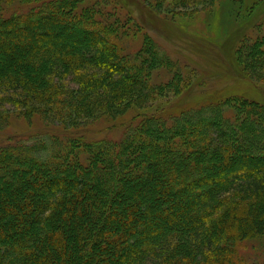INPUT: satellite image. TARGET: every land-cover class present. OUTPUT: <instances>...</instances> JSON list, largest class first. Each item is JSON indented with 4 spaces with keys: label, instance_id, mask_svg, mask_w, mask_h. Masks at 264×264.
Masks as SVG:
<instances>
[{
    "label": "trees",
    "instance_id": "trees-1",
    "mask_svg": "<svg viewBox=\"0 0 264 264\" xmlns=\"http://www.w3.org/2000/svg\"><path fill=\"white\" fill-rule=\"evenodd\" d=\"M87 1L0 0V131L59 129L0 141V264H264V32L218 46L198 18L220 0H132L202 63L191 78ZM125 117L117 141L77 132Z\"/></svg>",
    "mask_w": 264,
    "mask_h": 264
},
{
    "label": "rangeland",
    "instance_id": "rangeland-1",
    "mask_svg": "<svg viewBox=\"0 0 264 264\" xmlns=\"http://www.w3.org/2000/svg\"><path fill=\"white\" fill-rule=\"evenodd\" d=\"M137 1V0H136ZM119 3V4H118ZM87 4L98 5L101 9L105 11H116L115 13L118 15H130L134 20H136L138 23H140L143 27L145 32L163 49H165L167 52L174 53L175 51H181L184 55L187 54L188 59L184 63V67L189 69H194L193 67H202V63L199 64L197 59H195V56L191 53H187V51L182 48L183 41L180 40H172L168 38L163 29L164 26L168 29H172L171 25H165V23L161 22L163 21V17H150V15L147 14V10L144 9L141 4H138V2H133L132 0L123 1V0H88L84 6H87ZM254 4H260L257 7H255V12L259 14V16L255 17V20L251 18L250 16L253 15L250 12V9ZM11 10V9H10ZM255 14V13H254ZM199 21L202 25V36H205L209 40H212L215 44L218 46H221L223 44H228L229 42V36H231L233 31L238 30L239 28H242L243 26L248 29L247 36L251 39L255 38L258 33L264 32V2L261 3L259 0H242L241 2H236L235 0H220L215 4V7L213 8V11H210L208 13L200 14ZM258 19V20H257ZM204 22V24H203ZM201 27V26H200ZM180 30H182L180 28ZM195 30V27L191 26L188 31L189 33ZM172 34L173 29H172ZM193 33H190L192 35ZM178 35V34H177ZM207 40V39H206ZM182 43V44H181ZM131 46L133 44L129 43ZM200 45V44H199ZM182 46V47H181ZM185 51H184V50ZM3 57H6V52H4ZM189 61V62H188ZM197 71V70H196ZM183 74H186L187 76H190L191 78L196 75V73H192L190 70H182ZM191 72V73H189ZM220 77V76H219ZM207 80V82L211 84V88L214 87L216 91H221L223 89L222 84L224 82L223 79H226L224 77L218 78L217 76H210ZM230 81H233V83H227L226 85L230 88V91L227 93H238L242 92L243 86L245 83L241 79L237 78H230ZM259 83V82H258ZM257 83V84H258ZM253 86V85H252ZM264 87V85H263ZM210 88V89H211ZM249 88V86H247ZM226 93V94H227ZM167 99H159L156 101L153 105L156 109H164L166 107ZM153 108V110H154ZM226 112L227 117H231L228 111ZM128 120L127 117L116 120L115 122H109L110 120L106 121L105 119L98 120L97 122H94L92 124H89L86 127L80 128L77 132L82 134H85V138L89 141L92 140H101V139H108L112 141H117L121 134V124L126 123ZM43 125V123L39 119H33L32 122L27 123L23 120L17 121V120H10L9 125L6 129L3 131H0V141H4L10 137L13 139H26L30 136L36 135V134H44V133H54L58 134L59 129H46V127ZM57 130V131H56ZM70 131V130H69ZM70 133V132H69ZM3 196V195H2ZM5 197V196H3ZM156 198V197H155ZM158 198H156L157 200ZM2 206L4 207H11L8 201L5 199L1 200ZM20 203V202H19ZM157 224H161V221H157Z\"/></svg>",
    "mask_w": 264,
    "mask_h": 264
}]
</instances>
